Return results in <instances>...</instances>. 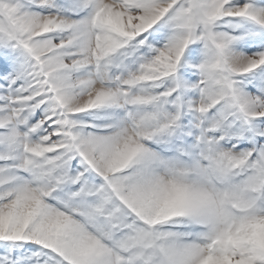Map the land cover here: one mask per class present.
<instances>
[{
	"label": "snow or ice",
	"instance_id": "obj_1",
	"mask_svg": "<svg viewBox=\"0 0 264 264\" xmlns=\"http://www.w3.org/2000/svg\"><path fill=\"white\" fill-rule=\"evenodd\" d=\"M0 264H264V0H0Z\"/></svg>",
	"mask_w": 264,
	"mask_h": 264
}]
</instances>
